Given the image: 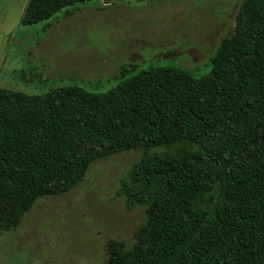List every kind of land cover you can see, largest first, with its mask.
<instances>
[{"label":"trees","instance_id":"obj_1","mask_svg":"<svg viewBox=\"0 0 264 264\" xmlns=\"http://www.w3.org/2000/svg\"><path fill=\"white\" fill-rule=\"evenodd\" d=\"M90 0H29L32 25ZM197 75L124 67L111 90L0 88V231L68 193L96 160L140 152L117 194L146 219L106 264H264V0H245Z\"/></svg>","mask_w":264,"mask_h":264},{"label":"rangeland","instance_id":"obj_2","mask_svg":"<svg viewBox=\"0 0 264 264\" xmlns=\"http://www.w3.org/2000/svg\"><path fill=\"white\" fill-rule=\"evenodd\" d=\"M28 1L0 0V88L44 94L111 90L131 64L203 75L245 0H90L24 25ZM140 155L96 160L71 191L40 198L17 229L0 231V264H106L109 239L131 247L145 209H128L117 191Z\"/></svg>","mask_w":264,"mask_h":264},{"label":"water","instance_id":"obj_3","mask_svg":"<svg viewBox=\"0 0 264 264\" xmlns=\"http://www.w3.org/2000/svg\"><path fill=\"white\" fill-rule=\"evenodd\" d=\"M105 1H112V0H105Z\"/></svg>","mask_w":264,"mask_h":264}]
</instances>
